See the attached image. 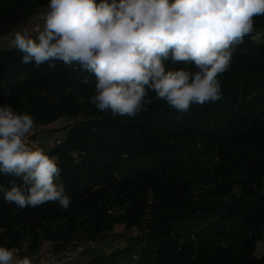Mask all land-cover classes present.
Segmentation results:
<instances>
[{
	"label": "trees",
	"instance_id": "16d2710c",
	"mask_svg": "<svg viewBox=\"0 0 264 264\" xmlns=\"http://www.w3.org/2000/svg\"><path fill=\"white\" fill-rule=\"evenodd\" d=\"M49 3L0 0V40L28 30ZM21 58L16 48L0 51V106L31 115L33 129L68 121L65 138L44 152L58 157L57 183L71 203L21 209L0 192V247L20 259L43 243L56 258L80 248L66 264H264V15L253 17L230 70L218 76L222 98L188 112L151 90L147 111L135 117L100 112L90 103L93 74ZM13 180L21 183L0 173V186L10 190ZM117 225L124 235L107 253L78 246L81 236L102 241Z\"/></svg>",
	"mask_w": 264,
	"mask_h": 264
},
{
	"label": "clouds",
	"instance_id": "9594fccd",
	"mask_svg": "<svg viewBox=\"0 0 264 264\" xmlns=\"http://www.w3.org/2000/svg\"><path fill=\"white\" fill-rule=\"evenodd\" d=\"M45 26L33 38L17 31L21 64L62 62L96 77L98 111L135 117L147 111V91L178 112L219 101L218 76L230 70L236 48L264 15V0H50ZM191 63L197 71L167 70L165 61ZM35 124L27 113L0 106V173L18 178L3 200L18 208L59 202L68 209L56 156L26 143ZM17 249L0 247V264H13ZM15 264H32L27 256Z\"/></svg>",
	"mask_w": 264,
	"mask_h": 264
},
{
	"label": "rangeland",
	"instance_id": "374dc122",
	"mask_svg": "<svg viewBox=\"0 0 264 264\" xmlns=\"http://www.w3.org/2000/svg\"><path fill=\"white\" fill-rule=\"evenodd\" d=\"M109 2H111V0H109ZM48 11L49 9L48 7H46L42 10V14L34 17L31 21L30 28H36L42 31L44 27V23L40 21L48 13ZM24 30L25 29L18 28L14 31V33H11L8 37L1 39L0 40V51L16 48L13 44L14 35L17 31L27 32V30L25 31ZM37 35H38V32L35 31L33 35L31 36L35 38ZM66 124L68 123L65 120H59L55 122L54 124L48 125L46 127L32 129L31 132L28 134V137L30 135V138L28 139L27 144L30 147L42 148L44 151H46L48 148L52 147L57 141H60L61 139L65 138L69 130V128L66 127ZM120 234L124 235V231L120 225H117L114 231L108 234L102 241H96V242L91 243L90 241L87 240V238L84 235L81 236L78 246L82 248L94 247L95 250L98 249L99 252L107 253L111 244L116 245L115 241L117 240H115V237L116 235H120ZM121 246H124V243L121 244ZM50 248H51L50 246H46L44 249L45 250L44 253H52ZM74 249L75 248L73 247L71 250H69V254L74 253L76 251V249L75 250ZM257 251L259 253H264V240L257 243ZM59 259L60 257H58V261Z\"/></svg>",
	"mask_w": 264,
	"mask_h": 264
},
{
	"label": "built area",
	"instance_id": "2783aa9c",
	"mask_svg": "<svg viewBox=\"0 0 264 264\" xmlns=\"http://www.w3.org/2000/svg\"><path fill=\"white\" fill-rule=\"evenodd\" d=\"M37 31L36 28H29L27 30L28 33H30L31 35H33V33ZM68 123V121H67ZM30 138V135L29 137L27 136V139H26V143L28 142V139ZM80 252V248L76 249V251L72 254H66L62 257H60L59 261H58V258H56L53 253H43V255H41L39 261H38V264H66V263H70L71 261L75 260L76 257L78 256Z\"/></svg>",
	"mask_w": 264,
	"mask_h": 264
},
{
	"label": "crops",
	"instance_id": "0c3cea01",
	"mask_svg": "<svg viewBox=\"0 0 264 264\" xmlns=\"http://www.w3.org/2000/svg\"><path fill=\"white\" fill-rule=\"evenodd\" d=\"M46 246H50L52 248L51 244H49V243H43V245H42L39 253L36 256H34L33 258H31V262H33V264H38V261H39L41 255H43V253L45 252L44 249H45ZM23 248L25 249V246H23ZM51 248H50V250H51ZM16 259H20L19 258V252H18V250H17L16 256H15V258L13 260V264H15V260Z\"/></svg>",
	"mask_w": 264,
	"mask_h": 264
}]
</instances>
